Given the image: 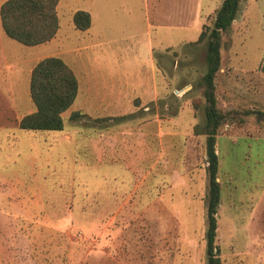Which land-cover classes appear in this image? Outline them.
Segmentation results:
<instances>
[{"label":"rangeland","instance_id":"obj_1","mask_svg":"<svg viewBox=\"0 0 264 264\" xmlns=\"http://www.w3.org/2000/svg\"><path fill=\"white\" fill-rule=\"evenodd\" d=\"M222 1L60 0L51 42L2 34L0 264H206L199 37ZM79 10L86 31L74 28ZM49 56L72 70L77 97L60 133L20 130L34 111L30 71ZM214 84L226 112L215 245L221 264H264V0L240 1ZM62 132H76L70 145Z\"/></svg>","mask_w":264,"mask_h":264},{"label":"trees","instance_id":"obj_2","mask_svg":"<svg viewBox=\"0 0 264 264\" xmlns=\"http://www.w3.org/2000/svg\"><path fill=\"white\" fill-rule=\"evenodd\" d=\"M60 0H6L0 6V23L4 34L11 40L27 46H38L55 38L58 29L56 7ZM242 0H223L216 12L208 34L201 32L199 41L207 37L204 54L205 73L202 77L204 108V134L206 135V173L208 191L206 200L207 227L205 230L206 264H221L219 248L215 245L220 203L218 182V156L215 139L218 128L226 122V112L217 108L214 79L220 67L221 36L229 31L236 19ZM74 28L86 31L90 28L88 12L79 10L73 14ZM29 97L34 111L18 120V128L29 132H60L64 123L62 114L74 103L78 93V81L59 57L49 56L38 61L30 72ZM80 116L74 113L70 119Z\"/></svg>","mask_w":264,"mask_h":264},{"label":"crops","instance_id":"obj_3","mask_svg":"<svg viewBox=\"0 0 264 264\" xmlns=\"http://www.w3.org/2000/svg\"><path fill=\"white\" fill-rule=\"evenodd\" d=\"M4 1H6V0H0V6H1V4L4 2ZM2 34L3 35H5L4 34V32H3V30H2V27H1V23H0V40H1V37H2ZM6 36V35H5ZM7 37V36H6ZM8 38V37H7ZM9 39V38H8ZM13 41V40H12ZM51 42V41H50ZM49 43V42H48ZM43 45V44H42ZM43 58H45V57H43ZM43 58H41V59H43ZM41 59H39L38 61H40ZM37 61V62H38ZM37 62H35V64L37 63ZM0 70L1 71H5L6 72V70H8V71H12L10 68H9V66H8V62H7V60H6V54H4V52H3V50H2V48H1V42H0ZM31 72V71H30ZM13 83H15V82H13ZM10 89H11V87H10ZM29 94V93H28ZM157 94V89L156 88H154V92H153V96H155ZM16 99H13V104H16ZM33 112V111H32ZM31 112V113H32ZM47 133V132H46ZM58 133H60V132H58ZM76 134V132L75 133H69V134H64L63 132H62V134H59V136L58 137H61L64 141H67L66 143L67 144H69L70 145V143H72V138H73V135H75ZM47 135H49V134H47ZM94 138V137H93ZM92 138V139H93ZM87 139H88V135H87ZM49 143V141H47V143L45 144L46 145V147H49L50 146V144H48ZM93 145V144H92ZM54 146H55V142H54Z\"/></svg>","mask_w":264,"mask_h":264}]
</instances>
